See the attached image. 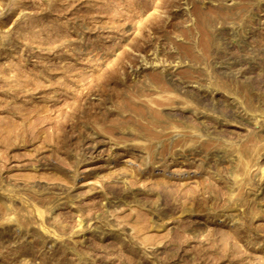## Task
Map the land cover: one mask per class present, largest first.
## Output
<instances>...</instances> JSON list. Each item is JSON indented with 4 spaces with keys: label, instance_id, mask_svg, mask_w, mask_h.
<instances>
[{
    "label": "rangeland",
    "instance_id": "374dc122",
    "mask_svg": "<svg viewBox=\"0 0 264 264\" xmlns=\"http://www.w3.org/2000/svg\"><path fill=\"white\" fill-rule=\"evenodd\" d=\"M0 264H264V0H0Z\"/></svg>",
    "mask_w": 264,
    "mask_h": 264
}]
</instances>
